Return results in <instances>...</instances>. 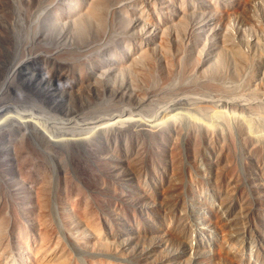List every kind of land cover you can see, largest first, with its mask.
Returning a JSON list of instances; mask_svg holds the SVG:
<instances>
[{
	"label": "rangeland",
	"instance_id": "obj_1",
	"mask_svg": "<svg viewBox=\"0 0 264 264\" xmlns=\"http://www.w3.org/2000/svg\"><path fill=\"white\" fill-rule=\"evenodd\" d=\"M116 1L130 18L127 25L144 28L146 35L122 31L123 17L113 15L116 33L132 49L149 47L145 52L153 61L145 72L155 78L137 85L144 90L166 85L182 72L187 79L193 75L188 82L194 83H179L159 96L142 91L139 100L130 92L126 99L106 95L111 108L79 82L81 94L71 93L70 82L63 86L45 60L49 46L32 33L34 2L21 0L27 11L21 13L0 0V126L29 121L49 138L86 140V147L74 152L71 146L37 147L4 132L0 173L11 180L0 185L5 214L0 216L8 213L13 220L0 217L7 224H0V259L8 264H264V0ZM138 8L159 29L143 27L134 18ZM150 39L166 56L154 53ZM100 40L104 46L96 52L109 53L112 42ZM91 41L99 45L96 38ZM11 73L14 85H5ZM47 90L48 98L36 95ZM232 97L243 106L231 104ZM182 114L207 127L188 125ZM135 118L158 124L150 131L134 125ZM26 177L32 189L21 183ZM18 206L25 213L18 214Z\"/></svg>",
	"mask_w": 264,
	"mask_h": 264
},
{
	"label": "bare ground",
	"instance_id": "obj_2",
	"mask_svg": "<svg viewBox=\"0 0 264 264\" xmlns=\"http://www.w3.org/2000/svg\"><path fill=\"white\" fill-rule=\"evenodd\" d=\"M7 2L9 3V6H11V7L14 6V8L17 12H19V11L21 13L27 12L26 9H24L21 6L22 5L21 0H7ZM32 2H34L33 5L35 4L34 8H32L35 10H34V12L31 13V15L33 17L32 22L34 23V25H32V27H31L33 30L32 33L34 34L35 38L39 42L45 41L47 43V45L49 46L50 51L45 56V60H47L49 65L52 66L53 70H56L57 77L60 80V82H62L63 86L65 83L70 82V85H71L70 92L71 93L81 94V92H80L81 87L78 86V84L81 83L86 87V89L89 93L94 92V94H96L97 96L102 97V99H104V100H102L104 105L111 108V106H113V103H110L109 100L105 99V97H107L106 95H109V97L111 95H114L116 97H121L122 99H126L128 96L127 94L130 92L132 94V95L130 94L132 97H135L136 100H139V99H142V91H145L146 93L151 94L153 96H159V94L164 93L165 91L170 92L172 89H174V87L177 84L188 82V80L191 77H194L193 75H189L190 78L187 79L188 77L186 75H184V74H186L185 72H182L179 74L175 73L174 76L170 80L171 82H169L166 85L163 84L164 86L163 85L160 86V84L156 85V86L150 85V86H148V88H146V90H144L143 88L138 86L137 84L139 81L149 82V81H151V78L152 79L155 78V76H153L152 73L145 72L146 71L145 66L149 65V64L152 65L153 61L151 60L152 58H150V56L148 55L149 53L145 52L146 49L149 47H147L144 50L142 45H136V47H134V49H132L131 46L128 45L125 38L116 33V29L113 26V15L123 17L122 18V25H121L122 27L120 26L122 31L132 32L133 35L140 36V37H144V35H146L144 30H143L144 28L139 30V29L135 28L130 23H128V25H127V21L130 18L127 19L128 16L124 15V13L125 14H127V13H126L125 9L122 8L123 5H121V4L119 5L118 3H116L117 2L116 0H32ZM138 9L140 11L135 12L133 10L135 12V13L133 12V14L135 15V16L134 15L133 16L142 24L143 27H150V28H153L154 30L159 29V26L156 23H150L146 20V16L144 14L145 12L143 10H141V8H138ZM138 9H136V10H138ZM123 11H125V12H123ZM174 11H176V10H170V11L168 10V12L171 14L175 13ZM125 19H127V21ZM101 37H104V39H109V41L112 42L113 47L107 48L110 51L109 53L96 52V49L101 44L103 45V43L105 42V41L102 42V40H100ZM91 38H96L95 44L99 43V45L93 46L94 44H92L93 42L91 41ZM150 40L151 41H149V43L152 42L150 48H152L154 50V53L155 52L158 53L159 54L158 56H160V57L164 56L166 54L165 53L166 50L164 48H161L162 50L159 49L158 45L155 44L158 42H156L155 40L152 41V39H150ZM154 41H155V43H153ZM115 45H120L122 52L125 55V59H122L118 56V53H116V51H115L116 49L114 48V47H116ZM99 50H101V52H102L104 50V47H103V49H99ZM152 67H153V65H152ZM123 76L124 77L128 76L130 78V80L127 83H124L125 81L122 82ZM109 78L111 79V81H109L107 83ZM195 79H198V78H195ZM210 79L212 80V78H210ZM200 80L198 79L197 82ZM207 80H209V79H207ZM190 81L191 82H188V83H194L195 82V81L192 82L193 80H190ZM76 82H79V83H76ZM143 82H141V83H143ZM200 82H204V81H200ZM211 82H213V80ZM13 83H14V75L11 73L10 76H8L6 78L5 85L11 84V86H13L14 85ZM75 84H77V85H75ZM182 85H185V84H182ZM186 85H189V87H190V84L186 83ZM9 87H10V85H9ZM177 87H178V85H177ZM11 89H13V88H11ZM31 89L40 93V90H38V89H34V88H31ZM190 89L191 88H189L188 91H190ZM218 89L220 90L223 88H218ZM193 90H191L192 94H193ZM181 91H183V90L181 89ZM185 91H186V89H185ZM197 92H199V91H197ZM230 92H232V90ZM226 93L229 94L228 91H226ZM36 95L43 96L46 98L49 97L48 96V90L45 91L44 93L36 94ZM179 97H177V98L179 99ZM112 99H115V98L113 97ZM181 99L183 100L182 101L183 103L187 102V98H181ZM184 99H186V102H184ZM241 101H242V99H237V98L232 97L230 103L234 102V103H237V104L243 106L244 101H242V103H241ZM177 102L181 103V100L177 101ZM189 102H190V100H189ZM194 103H195V101H194ZM227 103H229V101L226 102V104ZM114 104H115V101H114ZM196 104H197V102H196ZM260 104L261 103H259V105ZM246 106H244V107H246ZM251 106L253 107V105H251ZM254 108H257V106L255 105ZM260 108H262V105ZM182 115H183V117H182ZM182 115H181L180 119H182V118L185 119L187 124L190 126H193L195 128H199V129H203L204 126L207 127V125H205V123H203L197 119H192L190 117L185 116L184 114H182ZM126 121H128V120H126ZM131 121H132V118H131ZM141 121L139 123L138 120L136 119L135 122L134 121L133 122H134V125L147 126L148 129H150L149 126L153 128L154 126H156L158 124V123L156 124L154 122L156 125L151 126L152 123L150 125H148L149 123L146 125L147 122L145 124H142ZM115 123H116V121H115ZM115 123H112V124H115ZM121 123H122V121H121ZM263 123H264V121H263ZM99 127H101V126H99ZM9 128H7L5 126H0V140L2 139V135L4 134V132L8 131L9 134H13V135H17V136L21 135L26 141L28 140V142L31 140L30 142H32L37 147L40 144L58 145V146H63V148L71 146V147L76 148L75 150H73L74 152H78V147H80L86 143L85 137H82V138L79 137L77 139H73L74 137L73 138L69 137L70 139H68V138L67 139H63V138L59 139V137H58V139L57 138L56 139L55 138L54 139L49 138V136H47L46 132H44L42 130L43 128L40 129L39 127L31 124L29 121L16 122V124L14 123L13 126L12 127L9 126ZM142 128H141V130H142ZM145 128H143L144 131H145ZM26 129H28L29 132H27ZM24 130H26V131H24ZM150 131H151V129H150ZM62 135L68 136V134H62ZM254 138L258 139L255 136H254ZM20 140H21V138H20ZM22 141H24V140H21L20 142H22ZM257 141H259V140H257ZM54 147H56V146H54ZM85 147L86 146H84L83 148H85ZM41 152L43 153V150ZM44 152H45V150H44ZM84 152H86V151H84ZM45 155H47V153ZM33 172L35 173L34 170H29L28 173H29V175L31 173V176H32ZM2 173H0V185L8 184L9 181L11 180L10 179L11 177L9 178V177H7V175H4ZM28 173H27V176H28ZM35 175H36V173H35ZM29 178H30V176H29ZM26 180H28L27 177L25 180H21V183L25 186V188L27 187L28 189L29 188L32 189L29 180L28 181H26ZM31 181H33V180H31ZM27 182H29V183H27ZM10 189H11V187H10ZM28 189H27V191H28ZM2 190H3L4 196L9 195L10 191L8 192L7 189H2ZM39 201H40V198H39ZM39 201L37 202V204L39 203ZM0 202L2 203L1 200H0ZM43 204H44V202H43ZM43 204H40V205H43ZM45 204H46L45 206H48L47 202H45ZM19 207L20 206L16 207V209L18 210V214L20 211L24 212L26 210V209L24 211L20 210ZM1 208H2V204H1ZM41 208H42V206H41ZM4 211H5V209H4ZM2 213L4 214V212H2ZM4 215H1L3 217L0 216L3 221L5 220V222H6V220L8 219L10 221H8V220L7 221L11 222V220H13V219H11V218H13V217H11V214L9 215L7 213L6 218L4 217ZM6 225L3 224L4 227ZM2 228L3 227H0L1 233L3 231ZM1 233H0V238H1ZM173 235L177 238H179L181 236V235H177L176 232H174ZM0 264H8L7 259L6 258L0 259Z\"/></svg>",
	"mask_w": 264,
	"mask_h": 264
}]
</instances>
